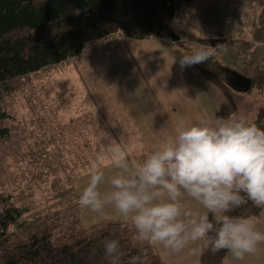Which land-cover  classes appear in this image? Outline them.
<instances>
[{"label":"rangeland","instance_id":"obj_1","mask_svg":"<svg viewBox=\"0 0 264 264\" xmlns=\"http://www.w3.org/2000/svg\"><path fill=\"white\" fill-rule=\"evenodd\" d=\"M168 35L196 47L222 45L215 56L217 63L236 72L229 79L249 85L241 79L244 75L255 84H264V0L183 3ZM159 43L113 34L87 43L81 54L62 64L20 78L13 83V91L0 93L11 116L10 136L0 140V195L10 196L13 206L28 209L22 222L30 225V231L36 225L49 224L83 230L107 220L125 219L112 206L96 213L81 207L79 199L93 164L98 163L105 172L102 192L110 190V179L119 174L109 159L97 161L107 143L101 131L111 137L126 132L122 140L128 148L127 158L134 164L142 163L166 140L134 136L150 132L142 120V112L149 106L144 73L150 74L148 60L166 57L167 47ZM232 92L239 99L246 95ZM253 93L246 101L249 121L264 102V88ZM229 114L237 119L244 115L231 98ZM260 119L253 122L260 124ZM115 120L123 128L133 129L115 130ZM25 233L26 229L13 228L9 246L22 244Z\"/></svg>","mask_w":264,"mask_h":264},{"label":"clouds","instance_id":"obj_2","mask_svg":"<svg viewBox=\"0 0 264 264\" xmlns=\"http://www.w3.org/2000/svg\"><path fill=\"white\" fill-rule=\"evenodd\" d=\"M221 47L192 50L180 58L181 69L208 61ZM101 137L107 143L97 161L109 159L119 174L110 179V190L102 192L105 172L93 164L79 199L81 207L102 213L112 206L131 219L136 239L174 252L206 241L213 252L227 250L243 260L264 244V231L254 217L229 215L248 202L264 208V128L232 114L202 119L181 126L139 164L128 160L122 137L117 141L103 131ZM185 196L206 211H189ZM104 248L115 264L121 254L119 242L107 240Z\"/></svg>","mask_w":264,"mask_h":264},{"label":"trees","instance_id":"obj_3","mask_svg":"<svg viewBox=\"0 0 264 264\" xmlns=\"http://www.w3.org/2000/svg\"><path fill=\"white\" fill-rule=\"evenodd\" d=\"M191 1L0 0V93L13 91L20 78L78 56L91 41L117 33L140 41L162 38L172 32L179 6ZM174 39L189 54L199 48ZM197 65L212 70L237 93L251 95L264 88L253 79L249 88L229 79L236 72L217 63L216 56ZM10 120L0 95V140L10 136ZM10 202V196L0 195V264H112L105 254L107 240L119 242L115 264H166L147 241L135 238L129 223L108 221L83 230L36 225L30 231L22 222L28 209ZM263 210L248 202L229 215L257 219ZM13 228L26 229L25 241L17 246H9ZM228 255L227 250L213 252L210 243L202 241L199 264H225Z\"/></svg>","mask_w":264,"mask_h":264},{"label":"crops","instance_id":"obj_4","mask_svg":"<svg viewBox=\"0 0 264 264\" xmlns=\"http://www.w3.org/2000/svg\"><path fill=\"white\" fill-rule=\"evenodd\" d=\"M180 40L188 42L182 38ZM144 41H161L162 43L159 44H164L167 47V53L164 54L166 55L164 58L160 57L147 61L150 74L144 73V78L149 85V90H147L149 106L144 108L142 120L144 126L150 132L148 135L144 132H140L143 135L134 132L136 133L134 134L135 137L147 136L149 140L161 139L162 137L168 138L175 135L176 131L183 125L195 123L202 119L214 120L217 117H227L230 115V98L232 101H236L239 110L244 111V115L241 117L246 118V101L250 95H244L243 99L237 98L228 85L224 83L223 78L203 70L197 64L182 70L179 60L183 55H188V53L181 50L175 40L169 37V35ZM244 42L249 44L246 38ZM192 44H195V42ZM154 67H158V69L155 70ZM244 78L249 80L247 76L243 75V80ZM263 104H260L259 112L258 109L252 112L250 122H253L255 118L257 120L259 116L263 119ZM261 119L258 122L260 124H257V126L263 128L261 126ZM114 123L116 124L115 130L133 129L129 126L123 128L116 120ZM137 126L140 125L136 124ZM119 137L126 138V132L117 133L115 137L112 136L117 141ZM183 202L189 211L199 213L206 211L198 202L187 196L184 197ZM211 215L209 213L210 219L212 218ZM115 221L131 224L137 235L135 225L130 218ZM256 221L257 227L261 231H264V210ZM147 244L161 256L166 264L200 263L202 241L191 243L180 252H174L160 244H153L148 241ZM194 249L196 250L195 252L193 251ZM225 264H264V244L259 245L258 251L255 254L246 255L243 260L235 259L229 253Z\"/></svg>","mask_w":264,"mask_h":264},{"label":"water","instance_id":"obj_5","mask_svg":"<svg viewBox=\"0 0 264 264\" xmlns=\"http://www.w3.org/2000/svg\"><path fill=\"white\" fill-rule=\"evenodd\" d=\"M174 40H175V39H174ZM240 78H241V77H240ZM241 79H243V77H242ZM245 80L249 82V85H246V86H244V87H247V88H249V87L251 86V85H250V83H251V80H248V79H245V78H244V81H245Z\"/></svg>","mask_w":264,"mask_h":264},{"label":"built area","instance_id":"obj_6","mask_svg":"<svg viewBox=\"0 0 264 264\" xmlns=\"http://www.w3.org/2000/svg\"><path fill=\"white\" fill-rule=\"evenodd\" d=\"M262 124L264 125V115H263V119H262Z\"/></svg>","mask_w":264,"mask_h":264}]
</instances>
